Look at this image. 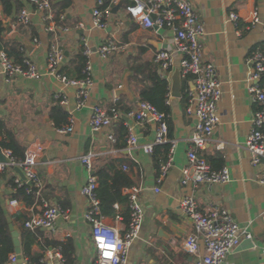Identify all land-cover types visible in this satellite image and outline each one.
Returning <instances> with one entry per match:
<instances>
[{
	"label": "crops",
	"instance_id": "crops-1",
	"mask_svg": "<svg viewBox=\"0 0 264 264\" xmlns=\"http://www.w3.org/2000/svg\"><path fill=\"white\" fill-rule=\"evenodd\" d=\"M25 1L23 8H28L32 14L30 25H17L12 17L0 14L3 27L5 21L11 20V29L4 27L0 51L7 47L16 60L15 51L5 43L22 42L24 48L20 51L24 58L31 59L40 73L31 79L16 77L9 83L0 73L2 153L8 148L2 147L1 142L9 141L10 137L21 147H17L19 152H25L32 143L42 146L36 165L41 188H37L33 204L12 198L15 190L11 181L20 175L21 168L8 167L0 171V209L8 219L11 235V224L19 233L21 249L22 232L27 231L25 221L40 213L48 203L68 210L69 217L59 216L51 228L29 229L35 239L32 254L40 258L38 264H93L96 252L92 225L85 218L88 199L82 188L90 175L95 174L96 168L113 161L117 168L125 170L127 167L125 171L129 172L135 185L142 187L140 197L145 210L140 235L132 243L125 264H197L199 256L187 251L184 245L187 237L196 232L194 223L180 207L182 198L188 194H195L204 210L213 207L227 209L241 227L252 234V238L242 237L224 264H264V183L261 181L264 158L254 163L246 148L253 114L259 108L251 96L249 76L252 56L264 49V0H190L206 27L203 38L205 59L216 64L222 88L218 102L221 122L206 149L200 153L214 168L228 166L232 174L227 183L200 184L197 187L182 183V171L188 164L187 153L197 118L189 111L195 107L191 77L181 76L182 96L172 95V76L177 69L180 70L182 58L174 30L142 27L128 12L132 0H120L111 7L105 28L96 27L93 23L97 0H52L56 22L68 30L58 27L48 32L40 12ZM232 11L237 12L238 20L230 18ZM57 12L60 13L59 18ZM256 12L257 21L254 20ZM108 38H114L121 50L103 59L97 50ZM82 43L91 49L94 84L85 104L78 107V88L49 71L48 54L53 44L68 51L69 56L61 67L68 66L67 71L73 74L77 65L75 57ZM161 50L168 51L173 60L171 70L164 77L170 85L167 103L171 108L169 118L173 129L168 142L173 146V164L163 180L158 182L152 154H147L143 147L154 142L157 123L148 118L136 124V120L128 117L127 113L139 106V92L149 84L147 66H156L161 74V68L155 62V56ZM260 83H264V77ZM58 93L65 96L66 103L56 99ZM115 104H119V117L108 127L94 129L90 124L93 107L99 105L111 112ZM56 105H61L69 113V120L73 118L72 132H61L55 126L51 112ZM127 122L136 125L139 141L135 147H130L127 136L121 134L120 127L122 124L127 127ZM111 134L117 138L116 142L110 139ZM89 153L94 154L92 171L81 159ZM14 200L17 203H13ZM115 208L118 212L122 210L121 206ZM118 212L115 217L103 215L107 223L124 233L128 224ZM62 244L71 247L69 260L62 254ZM204 252V244L200 242L201 255ZM22 256L27 262L23 251ZM14 263L10 261V264Z\"/></svg>",
	"mask_w": 264,
	"mask_h": 264
},
{
	"label": "built area",
	"instance_id": "built-area-1",
	"mask_svg": "<svg viewBox=\"0 0 264 264\" xmlns=\"http://www.w3.org/2000/svg\"><path fill=\"white\" fill-rule=\"evenodd\" d=\"M28 3L40 12L42 21L46 24L48 32L55 31L58 27L63 30L68 28L59 26L53 11L52 0H27ZM110 5L104 8L106 2ZM120 0H97V6L93 10V23L96 27L107 26L106 17L110 9ZM138 10V11H137ZM128 12L144 28H170L175 32V40L182 58L180 61V73L183 78L191 77L194 82L192 101L195 107L189 111L197 118V124L190 139L191 147L188 150V164L182 171V183L192 184L197 187L200 184H224L231 180L232 174L228 166L219 169L214 168L210 162L200 153L206 149L213 138V134L221 122L218 102L222 96L221 81L218 77L217 66L214 62L205 59L203 38L206 35V27L190 0H132L128 6ZM232 20H238L237 12H230ZM254 20H258L257 12ZM32 22V14L28 8H23L17 16V25L28 26ZM36 41H38L36 39ZM121 50V46L114 38L106 39L99 47L101 58L108 59L113 53ZM91 49L84 43V54L87 62L82 70L81 78H67L60 74L59 70L65 58V51L58 44H53L48 54V67L52 74L64 79L68 84L78 88V107H82L94 84L93 67L90 59ZM155 62L161 68L163 77L173 66L171 54L161 50L155 56ZM252 70L249 80L252 82L250 92L253 101L259 106L252 118V127L246 141V148L250 152L253 162L258 163L264 158V83H260L264 77V49L255 53L252 58ZM0 73L6 82H11L16 77L36 78L39 76L37 65L29 58L16 61L7 50L0 51ZM170 96V92L168 97ZM62 104L66 98L61 93L56 94ZM168 102V100H167ZM128 117L136 120V124L143 123L148 118L157 123L154 142L145 144L144 150L152 154L158 144L168 142L169 124L166 113L161 112L155 105L148 101H141L139 106L127 113ZM119 117V111L113 108L111 112L99 105L93 107L90 124L94 129H102L110 126ZM127 144L135 147L139 138L135 131V124L127 122ZM73 118L69 124L60 128L61 132H72ZM110 139L117 141L115 135ZM2 150V149H1ZM172 150L170 148L167 160L161 165V174L158 182L169 172L172 164ZM7 161H0V171L8 167H19L24 172L26 179L17 175L14 182L16 187H21L29 182L37 188H41V181L36 170L38 158L42 153V146L32 143L25 151L23 159L15 156L11 149L3 150ZM82 162L88 170L94 169V154L82 156ZM128 168L125 167V170ZM264 183V177L261 180ZM98 178L92 173L88 182L83 186L82 192L88 199V208L85 213L86 220L92 225V239L96 252L93 264H125L130 247L140 235L145 219V210L141 201V186H131L124 189L127 195L131 217L124 233L105 221L102 213L101 200L96 192ZM159 190V188L157 189ZM13 203H17L14 200ZM119 208V205H115ZM180 207L186 217L194 223L196 232L191 233L185 240V248L190 253L199 256L197 264H224L227 256L241 243L242 237L252 238V234L234 219L225 208L213 207L204 210L200 207L195 194H188L181 200ZM59 216L69 217L68 210L61 206L46 203L40 213L32 215L25 221V227L30 230L38 228H51ZM264 217V214H263ZM120 218V216H118ZM200 242H203L205 252L200 253ZM61 257V256H60ZM264 259V246L262 249ZM11 262L17 261V253L10 256ZM24 264H30L26 261Z\"/></svg>",
	"mask_w": 264,
	"mask_h": 264
},
{
	"label": "trees",
	"instance_id": "trees-1",
	"mask_svg": "<svg viewBox=\"0 0 264 264\" xmlns=\"http://www.w3.org/2000/svg\"><path fill=\"white\" fill-rule=\"evenodd\" d=\"M25 0H0V11L1 8L4 11L6 17H12L17 21L16 13L20 12L25 5ZM110 3L107 1L104 8L109 6ZM60 13L57 12V17L59 18ZM20 27V26H19ZM21 28V27H20ZM4 31L3 21L0 19V42L3 40L2 33ZM36 35V34H33ZM2 45V44H1ZM6 46H10L16 53V60L22 61L24 56L20 51L24 48V45L20 41H11L5 43ZM6 50H9L6 47ZM11 54V53H10ZM76 67L74 73L71 74L67 71L68 66L64 65L60 68L59 72L61 75L67 78H81L83 76L82 70L87 62V56L84 54V44L82 43L79 53L75 57ZM147 79L149 81L148 85H145L139 92V97L141 101H148L155 105L158 110L166 113L167 121L169 124V136H172V121L169 118L171 113V108L167 103L168 95L170 92L169 82L158 72V68L154 65H148ZM185 90V87H184ZM186 97V94H185ZM119 109V104L113 106ZM54 124L57 128H62L69 122V113L66 112L61 105H56L52 108L51 112ZM1 127V124H0ZM121 134L123 137L128 135V129L124 124L121 125ZM2 147L11 149L13 154L20 159L25 157V152H19L17 147H20L13 137H10L9 141H2ZM21 148V147H20ZM171 148V143L166 142L163 144H158L154 148L152 153V158L157 170V176L161 174V165L167 160L169 151ZM2 173L0 172V177ZM95 175L98 178V187L96 192L101 200L102 212L107 217H115L118 210L115 205L118 204L122 207L118 213L126 222L129 224L131 217V210L129 207V201L123 190L126 187H131L135 185L134 179L130 176L129 172L123 170L122 168H117L113 161L106 163L104 166L96 168ZM12 188L16 187L14 179L11 181ZM12 198L22 199L26 204L31 205L35 202L37 198V187L34 184L27 183L13 192ZM1 208V207H0ZM18 218V216H15ZM8 219L4 216L0 209V264H10L9 256L15 251V246L13 243V238L9 230ZM35 239L31 236V231L22 232V251L27 262L30 264H38L40 258L35 257L32 254V245ZM62 254L66 260L70 257V245L62 244Z\"/></svg>",
	"mask_w": 264,
	"mask_h": 264
},
{
	"label": "water",
	"instance_id": "water-1",
	"mask_svg": "<svg viewBox=\"0 0 264 264\" xmlns=\"http://www.w3.org/2000/svg\"><path fill=\"white\" fill-rule=\"evenodd\" d=\"M1 16L4 17V11L1 8V12H0ZM4 27L8 30L11 29V20H7L4 22ZM69 56V52L66 51L65 52V58L63 60V62H65L67 60V57ZM172 95L176 96V97H180L182 96V79H181V73L180 70L177 69L174 73V75L172 76ZM120 91H124V89H121ZM0 161H7V157L2 153V150L0 149ZM19 174L23 179H26L24 172L22 171V169H19ZM30 184H32L31 182H29ZM10 229L12 231V235L14 238V244H15V252L17 253V261L14 264H24V258L22 256V249H21V243L19 240V233L14 230L13 225H10Z\"/></svg>",
	"mask_w": 264,
	"mask_h": 264
},
{
	"label": "snow or ice",
	"instance_id": "snow-or-ice-1",
	"mask_svg": "<svg viewBox=\"0 0 264 264\" xmlns=\"http://www.w3.org/2000/svg\"><path fill=\"white\" fill-rule=\"evenodd\" d=\"M138 11V10H137Z\"/></svg>",
	"mask_w": 264,
	"mask_h": 264
}]
</instances>
